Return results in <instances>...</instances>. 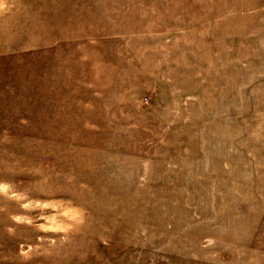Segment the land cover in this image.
Listing matches in <instances>:
<instances>
[{"label":"rangeland","instance_id":"1","mask_svg":"<svg viewBox=\"0 0 264 264\" xmlns=\"http://www.w3.org/2000/svg\"><path fill=\"white\" fill-rule=\"evenodd\" d=\"M0 264H264V0H0Z\"/></svg>","mask_w":264,"mask_h":264}]
</instances>
